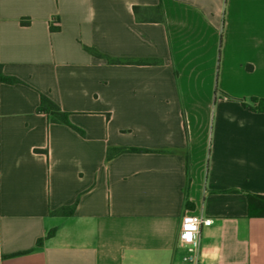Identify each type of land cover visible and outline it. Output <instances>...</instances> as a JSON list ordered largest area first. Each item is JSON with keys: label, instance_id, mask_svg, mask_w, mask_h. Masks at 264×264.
<instances>
[{"label": "crops", "instance_id": "0c3cea01", "mask_svg": "<svg viewBox=\"0 0 264 264\" xmlns=\"http://www.w3.org/2000/svg\"><path fill=\"white\" fill-rule=\"evenodd\" d=\"M249 194L264 0H0V264H187L185 214L214 220L202 264H264Z\"/></svg>", "mask_w": 264, "mask_h": 264}, {"label": "trees", "instance_id": "16d2710c", "mask_svg": "<svg viewBox=\"0 0 264 264\" xmlns=\"http://www.w3.org/2000/svg\"><path fill=\"white\" fill-rule=\"evenodd\" d=\"M140 11H141L140 8L134 7V13L138 17V20H141ZM23 24L27 25L28 23L23 22ZM59 29L60 28L57 26L51 27L52 31H58ZM88 50L97 56H101L95 50H91V49H88ZM113 62L132 63V61H130V60H123V61L118 60V61H113ZM138 63L148 64L151 62L139 61ZM4 80H6L7 82H9L11 84L20 83V81L18 79H15V78H6ZM37 113L46 115L50 119V121L53 123L63 124V125H66V126L72 128L73 130L81 133V134L84 133L82 130H80L79 128H77L76 126H74L71 123L70 118H69L70 115L68 113L62 111V109L56 103H54L50 98H48L45 95H41V101H40V105L37 109ZM140 152H150V151L143 150V149H136V148H116V149H112L108 153L107 159L110 160V159L114 158L116 155H119L122 153H140ZM248 206H249V211H250L251 215H253L255 213L259 217H264V197L249 194L248 195ZM51 234L52 233H50V235ZM41 244H42V240H39L38 245H41Z\"/></svg>", "mask_w": 264, "mask_h": 264}, {"label": "built area", "instance_id": "2783aa9c", "mask_svg": "<svg viewBox=\"0 0 264 264\" xmlns=\"http://www.w3.org/2000/svg\"><path fill=\"white\" fill-rule=\"evenodd\" d=\"M253 103L252 99H246ZM214 220L193 214H185L182 218L178 236L179 248L185 252L184 261L187 264H202V255L199 246L200 237L204 229H210Z\"/></svg>", "mask_w": 264, "mask_h": 264}]
</instances>
